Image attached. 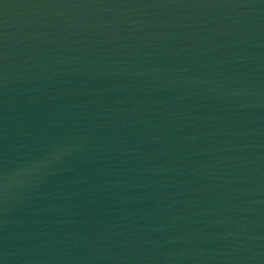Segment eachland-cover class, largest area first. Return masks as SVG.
I'll use <instances>...</instances> for the list:
<instances>
[{
  "label": "water",
  "instance_id": "95a60500",
  "mask_svg": "<svg viewBox=\"0 0 264 264\" xmlns=\"http://www.w3.org/2000/svg\"><path fill=\"white\" fill-rule=\"evenodd\" d=\"M0 264H264V0H0Z\"/></svg>",
  "mask_w": 264,
  "mask_h": 264
}]
</instances>
